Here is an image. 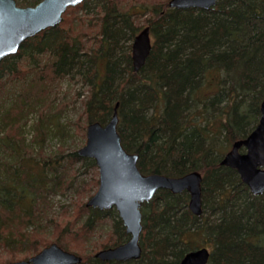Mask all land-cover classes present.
<instances>
[{"label":"trees","instance_id":"trees-1","mask_svg":"<svg viewBox=\"0 0 264 264\" xmlns=\"http://www.w3.org/2000/svg\"><path fill=\"white\" fill-rule=\"evenodd\" d=\"M39 1L28 0L26 5ZM167 2L138 1L125 7V0H83L70 7L79 5L94 14L87 21L93 29L88 37L76 31L77 22L63 27L62 19L1 59L0 247L12 255L7 262L26 258L50 243L43 238L24 257L15 258V248L32 241L28 232L18 235V226L11 222L34 227L51 222L58 227L51 197L82 186L72 173L76 162L84 170L96 167L94 159L79 155L78 149L44 151L48 136L60 127V117L49 106L53 91L43 88L44 94L37 95L42 87L35 93L37 86L32 88L28 74L19 69L20 59L28 71H40L38 82L80 76L88 86L83 100L86 123L105 124L118 103L122 145L138 154L142 173L202 174L206 215L189 210L186 191L159 189L140 207V258L101 260L72 242L82 257L76 264H177L187 251L206 243L210 247L206 264H264V192L252 194L234 168L220 164L231 143L245 137L260 116L264 0H218L207 9L172 8ZM136 5L143 11L131 9ZM146 11L152 46L144 65L133 71L131 42L143 27L135 16ZM44 56L47 74L39 65ZM36 110L34 131L27 140L25 126ZM94 182L97 185L98 179ZM78 208L83 237L104 218L111 219L108 241L96 242L97 248L128 238L115 208L99 210L83 203ZM65 225L60 228L62 236L56 234L53 240L68 249L71 239L63 236L74 224Z\"/></svg>","mask_w":264,"mask_h":264},{"label":"water","instance_id":"water-1","mask_svg":"<svg viewBox=\"0 0 264 264\" xmlns=\"http://www.w3.org/2000/svg\"><path fill=\"white\" fill-rule=\"evenodd\" d=\"M83 0H40L35 5L20 6L16 0H0V61L16 53L22 42L40 31L57 25L64 11ZM218 0H168L172 8H209ZM149 26L142 27L131 42L133 71L145 63L151 50ZM117 105L108 122L93 121L86 126L85 143L78 154L93 158L98 168V186L87 198L85 205L99 210L115 208L125 227L128 238L114 246L103 247L94 255L101 260L124 261L138 259L142 253L139 242L142 231L141 205L149 201L159 189L173 193L186 191L188 208L201 215L202 174L191 170L180 176L162 173H142L138 166V154L128 152L117 130ZM241 148L244 150L241 151ZM220 164L234 168L252 194L264 192V99L260 103V116L254 128L243 138L231 143ZM210 250L206 246L187 251L177 264H206ZM82 257L64 249L52 241L28 258L5 264H76Z\"/></svg>","mask_w":264,"mask_h":264},{"label":"rangeland","instance_id":"rangeland-1","mask_svg":"<svg viewBox=\"0 0 264 264\" xmlns=\"http://www.w3.org/2000/svg\"><path fill=\"white\" fill-rule=\"evenodd\" d=\"M26 1L28 0H16V3L17 5L25 6L27 4ZM138 1L145 2L146 4H154V2H158L161 0H125L124 6L127 7L131 4L137 3ZM139 8L140 7L136 5V7H132L131 9L139 12L143 11V9ZM146 12L144 14H137L135 16V21L140 23V26L147 25L145 18L149 17L150 13ZM93 16L94 14H92V12H88L83 7L78 5L76 8L73 9V7H70L64 12L62 17L63 20L61 23L63 27H73L74 23L77 22L76 24L79 27L76 31H80L81 35H85L86 37H88V35L86 34H91L93 29L87 24V21L89 17ZM19 62V69L28 74L27 80L29 79L32 81V88H35L37 86L35 88V93L37 88L39 89V85L42 87V91H38L37 95L44 94L43 88L53 91L51 102L49 101V106L52 107L55 113L59 115L60 127H58V129L56 130V133L52 132L48 136L47 142L44 145V151L48 154H53L57 153L58 151H63V153H66L69 151L71 152L73 150H77L84 144L86 139L85 133L87 123L84 121L83 100L88 93V86L80 76H65L61 79L48 78L44 80L46 82H38L36 80H38V75L41 74L40 71L35 70L34 73L30 72L28 71L29 69H27V64L25 61L19 59ZM39 65L43 69H47V66H49V62L46 56H44V61H42V63ZM39 110L32 111V113L30 114V119L25 126V135L28 138L27 140H29L30 136L33 134L34 130L32 129V122H34L36 116H38L37 114L39 113ZM73 168L74 170L72 171V173H76L77 176H75V178L77 179V182H80L82 186H80L79 188L75 186L66 189L64 193H56L51 197V201L53 204V216L55 217L54 220L55 222H58L60 227L58 226L55 228L52 225L51 227L50 221H48L50 222L49 224H46L47 222L44 224L42 223L39 227H34L33 225H19V222H11V224H15L16 226H18L16 227V233L18 235L28 232L30 233V241H32L29 245L24 246L27 249H24V247L21 249L15 248V258L24 257L27 252L33 250L34 247L38 246L43 238H47L50 242L54 241L53 239L56 234L61 235L60 228H63V226L67 223L74 224L70 231H68V229H65V233L63 236L67 241H70L71 239V245L68 250L72 252L79 254L80 250L77 249L72 242H78L76 245L83 248V252L91 251L95 253L97 250L101 249L97 248V246L95 245L96 242L108 241L107 238L111 231L110 218H104L102 221H100L101 223L98 228L95 231L93 230V232L87 233L88 236L83 237V234L80 231L82 229L80 221L82 219V216H80L78 206L81 205V203L86 206L85 203L90 195V190L93 188L92 192H94L97 188L98 184L95 185L94 180L95 178L98 179V168L96 166L95 168H87L86 170H84V165L78 162L74 164ZM202 214L206 215L207 212L205 211ZM9 219L10 218H8V220ZM10 229L11 228L8 229V233H12V231L9 232ZM32 232L33 234H31ZM26 236L28 235L26 234ZM204 246H207V243L204 244ZM207 247L210 249L209 246ZM0 248V264H5L7 262L6 259L12 257V255L8 252L9 250L5 249L4 247Z\"/></svg>","mask_w":264,"mask_h":264}]
</instances>
